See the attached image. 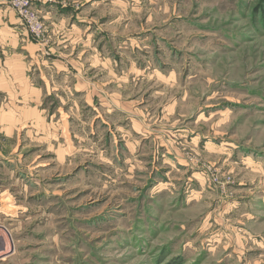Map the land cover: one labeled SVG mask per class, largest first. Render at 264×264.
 <instances>
[{"label": "rangeland", "instance_id": "1", "mask_svg": "<svg viewBox=\"0 0 264 264\" xmlns=\"http://www.w3.org/2000/svg\"><path fill=\"white\" fill-rule=\"evenodd\" d=\"M0 3V264H264V0Z\"/></svg>", "mask_w": 264, "mask_h": 264}, {"label": "crops", "instance_id": "2", "mask_svg": "<svg viewBox=\"0 0 264 264\" xmlns=\"http://www.w3.org/2000/svg\"><path fill=\"white\" fill-rule=\"evenodd\" d=\"M18 20L16 14L10 7L0 3V92L11 91L8 88V83H11L13 92H16V90L18 94L21 92L19 77L21 74H27L26 70L29 71L28 67L22 71L21 64L25 63L24 59L26 55L33 57L32 50H35L36 43L26 39L25 35L19 32ZM21 52H25L26 54L22 57ZM15 76L16 79H12ZM34 89L35 87L32 90L31 87L29 88L30 94L35 92ZM4 97L6 99H12L8 95H4ZM0 103L2 104V102ZM4 118L5 116L0 114V124H4Z\"/></svg>", "mask_w": 264, "mask_h": 264}, {"label": "built area", "instance_id": "3", "mask_svg": "<svg viewBox=\"0 0 264 264\" xmlns=\"http://www.w3.org/2000/svg\"><path fill=\"white\" fill-rule=\"evenodd\" d=\"M9 2L14 8L21 9L22 6H26L29 0H0Z\"/></svg>", "mask_w": 264, "mask_h": 264}, {"label": "bare ground", "instance_id": "4", "mask_svg": "<svg viewBox=\"0 0 264 264\" xmlns=\"http://www.w3.org/2000/svg\"><path fill=\"white\" fill-rule=\"evenodd\" d=\"M3 230V229H2ZM2 242V241H1ZM12 248V243H11V241H10V249ZM1 250H2V246H1V244H0V253H1Z\"/></svg>", "mask_w": 264, "mask_h": 264}]
</instances>
